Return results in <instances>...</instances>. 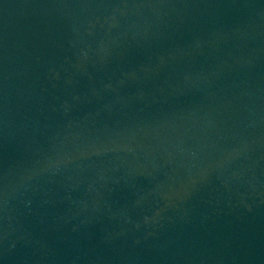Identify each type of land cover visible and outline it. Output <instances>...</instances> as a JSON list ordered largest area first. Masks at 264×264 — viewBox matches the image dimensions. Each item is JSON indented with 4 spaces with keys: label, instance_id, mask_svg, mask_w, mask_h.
<instances>
[{
    "label": "water",
    "instance_id": "obj_1",
    "mask_svg": "<svg viewBox=\"0 0 264 264\" xmlns=\"http://www.w3.org/2000/svg\"><path fill=\"white\" fill-rule=\"evenodd\" d=\"M0 264H264V0H0Z\"/></svg>",
    "mask_w": 264,
    "mask_h": 264
}]
</instances>
